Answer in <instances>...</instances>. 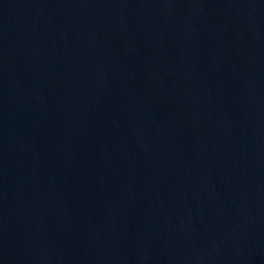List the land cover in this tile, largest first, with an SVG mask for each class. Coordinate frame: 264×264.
Wrapping results in <instances>:
<instances>
[{"label": "water", "instance_id": "obj_1", "mask_svg": "<svg viewBox=\"0 0 264 264\" xmlns=\"http://www.w3.org/2000/svg\"><path fill=\"white\" fill-rule=\"evenodd\" d=\"M0 264H264V0H0Z\"/></svg>", "mask_w": 264, "mask_h": 264}]
</instances>
